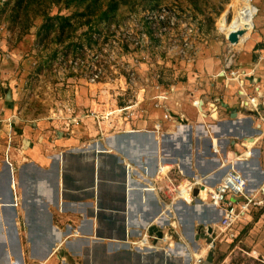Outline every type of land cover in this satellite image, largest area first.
Returning <instances> with one entry per match:
<instances>
[{"label": "crops", "instance_id": "crops-1", "mask_svg": "<svg viewBox=\"0 0 264 264\" xmlns=\"http://www.w3.org/2000/svg\"><path fill=\"white\" fill-rule=\"evenodd\" d=\"M254 5L257 26L254 22V34L251 37L249 33L242 42L250 39L251 54L246 59L249 67L241 69L246 73L241 88L245 95L237 94L238 87L230 79L225 83L226 93L221 94L223 87L219 84L213 96L205 89L199 94L192 92L193 98L202 100V112L190 104V99L183 100L182 114L187 119L179 125L164 121L160 134L151 130L152 123L148 121L146 130L132 131L126 124L120 131L100 135L93 121L84 118L71 127L70 135L51 138L49 142L43 136L36 142L33 138H41L38 131L65 130L55 121L50 122L51 128L42 122H28L17 129L20 118L14 109H0V120L10 117L15 132L8 152L0 134V264H59V256L77 264H188L186 242L195 247L191 227L198 223L196 217H191L190 205L180 203L186 206L189 216L184 225L176 211L184 241H177L174 253L142 252L125 241L140 235L162 210L156 192L145 189L152 185L158 166L177 165L185 176L219 174L221 164L243 149L233 141L262 131L258 128L261 120L255 118L251 106H240L241 100L256 94L264 101V0H255ZM213 103L217 106L216 119L209 116ZM258 107L264 115V104ZM234 109L235 117H231ZM4 125L0 124V131H4ZM190 131L197 137L192 150ZM23 139L29 144L19 149ZM211 139L219 153L210 149ZM256 149L242 164L255 174V182L261 187L264 178L260 181ZM248 153L243 151L242 155ZM250 187L247 182V189ZM195 208H199L196 212L200 216L204 215L202 205ZM205 209L216 213L213 207Z\"/></svg>", "mask_w": 264, "mask_h": 264}, {"label": "rangeland", "instance_id": "rangeland-1", "mask_svg": "<svg viewBox=\"0 0 264 264\" xmlns=\"http://www.w3.org/2000/svg\"><path fill=\"white\" fill-rule=\"evenodd\" d=\"M240 1L96 0L94 3L80 0L66 7L65 0H23L22 7L16 10L13 9L16 0H0V109H14L20 118L17 129L24 128L28 122H42L51 128V121L57 127H64L65 120L90 110L102 113L113 106L114 99L118 104H125L137 97H149L159 92L156 84L164 91L174 88L178 102L191 100L192 92L199 94L201 89L213 96L218 91L216 84L223 87L221 94L226 93L227 76L222 71L246 70L249 67L246 59L251 54L249 38L243 44H233L226 36ZM251 1L254 5L255 0ZM113 2L119 4L117 8L109 16L101 17L100 10ZM45 13L70 15L72 31L67 26L60 34L58 22L53 19L58 28L44 37L40 27ZM257 19L256 11L253 18L256 26ZM254 30L252 27L251 37ZM61 35L68 37L58 42L56 39ZM189 56L194 57L192 62L187 59ZM93 66L99 73L96 82L89 81ZM132 71L136 83L131 85ZM149 102L144 106L152 111ZM168 104L173 107L174 101ZM183 108L181 104L177 111L183 112ZM38 133L46 142L54 136L52 131ZM251 133L257 135L254 131ZM209 134L214 137L213 131ZM196 141L194 131H190L191 150ZM243 151H235L239 160ZM255 155L262 181L264 139L258 142ZM236 163L234 169L249 176L251 187L247 190L254 192L261 188L260 192L264 193V186L259 187L255 182V174L246 165L236 166ZM225 166L219 174L208 177L214 179L209 181L211 185L217 184L228 170ZM191 205L202 204L195 201ZM202 207L204 215L196 212L199 208L195 212L200 217L198 220L206 221L208 211ZM184 208L180 202L175 207L182 225L189 217ZM250 211V221L239 243L248 254L235 250L230 257L243 264H264V206ZM225 249L224 245L220 246V260L226 254Z\"/></svg>", "mask_w": 264, "mask_h": 264}, {"label": "built area", "instance_id": "built-area-1", "mask_svg": "<svg viewBox=\"0 0 264 264\" xmlns=\"http://www.w3.org/2000/svg\"><path fill=\"white\" fill-rule=\"evenodd\" d=\"M187 59L192 62L194 57L189 56ZM93 67L94 71L89 78L90 82L99 81L98 68L96 66ZM222 73L227 76V81L230 79L236 83L238 87L237 94L239 96L242 97L245 95L241 89L244 85L243 79L246 76L244 70L228 69L227 71H222ZM124 83L127 84L126 79ZM135 83V75L132 71L129 77V84L132 85ZM155 88H159V92L149 97H137L134 101L130 100L125 104H118L117 100L114 99L113 106L102 113L90 110V113L69 118L65 120L64 127H62L65 131H52L54 133L52 138L55 139L58 136L70 135L73 132L70 131L71 127L78 125L84 118H89L93 121L100 135L104 132L120 131L122 130L121 126H125L126 124H129L130 130L132 131L146 130L144 126L148 121H151V130L156 134L162 132V124L164 121H168L172 124H182L187 118L182 114V111H177V108L181 107V102H178L177 97H175L177 91L172 87L164 91L161 85L158 84L155 85ZM116 97L117 93L115 95V98ZM259 97L260 95L256 94L254 96H248L244 101H240V106H251L253 111H255V118L261 120L258 128H261L262 131H258L257 135L253 136L255 137V141L252 143L251 147L252 154L253 150L257 148L258 142L264 139V115L261 114L258 107L259 104H264V101L261 102ZM146 101H151L149 103L153 109L152 111H149L144 106ZM171 101H174L173 107L168 104V102ZM190 104L199 112H202L201 99L192 98ZM216 113L217 106L214 104L212 111L209 113L211 119H216ZM2 123L5 124L4 131H0V134H3L6 140V152H8L9 147L13 146L14 142L15 132L13 131V122L10 117H7L4 121L0 120V124ZM42 138L43 136L36 139V142L38 140L41 141ZM212 140L213 139H211L212 146H210V149L216 152ZM245 140L246 139L237 140L233 141V143L244 148L243 144ZM28 144L29 141L23 139L22 142L19 143L18 148L23 149V147ZM248 157L250 156L245 154L240 157V160H245ZM223 164L224 163L221 165ZM209 176H211L210 173L185 176L177 165L158 166L155 175L151 178L152 185L146 186L145 189L156 192L162 205V210L151 223L146 225L140 235L127 239L125 242H127L132 249L138 248L142 252L149 250H168L174 253L177 247V241L183 240L175 207L179 202L191 205L195 201H198L201 202V204L215 208L216 213L220 212L221 217L216 222L203 224L201 228H199L200 222L195 224L191 236L195 247L192 248L190 243L186 242V255H188L189 259L188 264H243L236 259H232L230 255L235 250L248 254L239 247L240 237L244 228L250 221V210L252 208H258L259 206H264V193L260 192L261 188L254 192L248 191L247 179L233 167H230L215 185L206 186ZM195 189L197 192L194 194ZM161 218H163V220L160 222ZM151 226H155V229L151 230ZM221 245L226 247V254L220 260L218 252ZM55 253H57V250ZM58 260L59 264H62L61 262H64V264H77L76 262L71 263L63 256H59ZM27 264L47 263L46 261H33Z\"/></svg>", "mask_w": 264, "mask_h": 264}, {"label": "bare ground", "instance_id": "bare-ground-1", "mask_svg": "<svg viewBox=\"0 0 264 264\" xmlns=\"http://www.w3.org/2000/svg\"><path fill=\"white\" fill-rule=\"evenodd\" d=\"M256 11H257V9L252 4L251 0H241L239 5H238L237 10L234 13V16H233L231 22L228 25V28L226 30V36H228V34L232 31H240V33L238 35V42L237 43L243 44L242 42L247 39L248 34L250 33V31L253 27V18H254V15L256 14ZM233 44H236V43H233ZM254 141H255V137L251 136L250 138L246 139L245 143L243 144L244 148L242 150L249 152L248 155L250 157L252 154L251 147H252V143ZM211 146H212V143H211ZM214 148L219 153L217 148L216 147H214ZM250 157H248L247 159H249ZM234 158L238 159L236 156ZM234 160H233V158H229L228 162L224 161L225 163L222 165V167H224V165L227 166L229 163H232V165H233ZM196 175H198V174H196ZM213 180L214 179H208V181H213ZM209 185H211V184L208 182V184L206 186H209ZM186 214L188 215V213H186ZM205 214H206L207 220H213V218L216 216V213H213V214L212 213H205ZM195 217H196L195 219H197V221H200V220H198V218H200V217H199V215H197V213L195 214ZM184 224H186V222Z\"/></svg>", "mask_w": 264, "mask_h": 264}, {"label": "trees", "instance_id": "trees-1", "mask_svg": "<svg viewBox=\"0 0 264 264\" xmlns=\"http://www.w3.org/2000/svg\"><path fill=\"white\" fill-rule=\"evenodd\" d=\"M22 1L23 0H16L13 9L15 8L16 10H19V8L22 7ZM78 1H80V0H65L66 7L70 6L73 2H78ZM93 2L96 3V0H93ZM123 2H125V1H123ZM108 5L109 6L106 7L105 9H101L100 10L101 11L100 12V16L101 17H104L105 18V17L109 16L110 12H113L117 8V6L119 4L117 2H113V3H108ZM86 7H89V5H87ZM43 16L45 17L44 18L45 21L42 24V26L40 27V30L41 31H44V33H45V36L44 37H48L50 31L53 30V28L54 29H57L58 28V27L55 28V26H54L55 23H54V20L53 19H56L57 22H58L57 23V26H59L58 29H60V34L63 33L64 29L67 26L70 27L69 31L70 32L72 31V28H71V25H72L71 19H72V17L70 15H61V14H58L57 13L56 15H53L52 16L50 14L45 13ZM39 34H40V31H39ZM65 37H68V35H61L56 40L58 42H61V41H63V39Z\"/></svg>", "mask_w": 264, "mask_h": 264}, {"label": "water", "instance_id": "water-1", "mask_svg": "<svg viewBox=\"0 0 264 264\" xmlns=\"http://www.w3.org/2000/svg\"><path fill=\"white\" fill-rule=\"evenodd\" d=\"M239 33H240V31H232V32H230L229 34H228V36H227V40L230 42V43H237L238 42V35H239ZM235 114H236V110L234 109V111H233V113H232V115H231V117H235ZM250 135H252V133L250 134ZM253 136V135H252ZM210 146H211V143H210ZM236 166L238 165H240V164H242V160H236ZM227 169H229L230 167H233V165H232V163H230V164H228L227 165ZM243 174V176L248 180V182L250 183V180H249V177H248V175H247V173H242ZM222 177V176H221ZM262 188H264V187H262ZM197 192V190L195 189L194 190V194ZM183 205H185V204H183ZM203 206H205L206 208H211L212 206H209V205H204V204H202ZM195 207H196V205H190L189 206V209H192V210H190L191 211V214H192V218H195V214L194 213H196L195 211ZM220 217H221V214H220V212H218L217 214H216V217H215V219L214 220H206V221H210V222H216V221H218L219 219H220ZM201 221V222H200ZM199 222L201 223L200 225H199V228H201L202 226H203V224H205V223H208V222H206V221H202V220H200ZM153 229H155V226H151V230H153ZM193 230H194V225H192V227H191V236H192V232H193ZM197 238V237H196ZM59 252V251H58Z\"/></svg>", "mask_w": 264, "mask_h": 264}]
</instances>
